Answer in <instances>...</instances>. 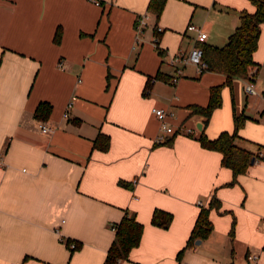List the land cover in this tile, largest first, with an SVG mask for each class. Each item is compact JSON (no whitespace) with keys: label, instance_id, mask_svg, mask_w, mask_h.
Masks as SVG:
<instances>
[{"label":"crops","instance_id":"crops-1","mask_svg":"<svg viewBox=\"0 0 264 264\" xmlns=\"http://www.w3.org/2000/svg\"><path fill=\"white\" fill-rule=\"evenodd\" d=\"M149 1L0 0V264H103L113 225L126 210L144 230L123 264H248L250 252L264 262V158L230 184L233 171L221 152L198 139L203 129L210 138L233 131V89L235 112L247 116L236 141L264 153V124L257 120L264 109V23L254 51L259 93L246 91L247 78L234 77L205 126L190 105H207L211 86L226 75L187 64L172 83L170 59L201 42L190 23L207 33L205 42L222 46L240 11L255 6L166 0L157 17ZM146 11L149 23L138 35L137 19ZM154 25L163 28L159 47ZM42 101L52 104L45 119L35 116ZM156 107L174 113L170 121L179 131L171 143L155 142ZM101 133L110 138L107 149L94 144ZM213 195L221 207L210 211L212 232L178 260ZM156 208L172 212L168 227L152 223Z\"/></svg>","mask_w":264,"mask_h":264},{"label":"trees","instance_id":"trees-1","mask_svg":"<svg viewBox=\"0 0 264 264\" xmlns=\"http://www.w3.org/2000/svg\"><path fill=\"white\" fill-rule=\"evenodd\" d=\"M255 6L254 11L242 9L240 11L239 24L234 32L229 36L228 42L222 46L209 44L205 41L198 42L204 50L203 58L207 65L202 71L210 70L226 75V82L212 85L210 88V98L207 105H190L192 113H199L205 116V126L209 123L216 108L223 102L222 90L224 85L232 88L234 77L248 78L249 71L255 67L257 62L254 59V51L258 47L262 24L264 23V0H251ZM166 0H150L148 8L155 12L159 17L164 9ZM52 110V104L47 101L39 103L35 110V116L40 119L47 118ZM247 116L244 113H234L233 131L223 130L215 138H210L203 129L199 141L202 146L218 150L222 154L221 162L233 171V179L230 184L237 181L239 174L246 173L252 164V158H264L260 152L256 153L236 141L239 129L245 124ZM171 143L168 138L163 143ZM94 144L101 149H107L110 145V138L103 133L99 134ZM261 149V148H260ZM127 184L125 182H121ZM221 201L213 195L207 206H202L186 246L179 251L178 260H181L184 250L191 246L196 239L205 238L213 230V222L210 218L212 208H220ZM170 211L156 208L152 213V223L162 227H168L173 220ZM115 238L108 248L107 255L103 264H117L118 260L128 258L132 248L138 246L142 239L144 225L135 214L125 211L124 216L119 222L113 225ZM70 245V242L68 243ZM80 243L76 242L71 249H77Z\"/></svg>","mask_w":264,"mask_h":264},{"label":"built area","instance_id":"built-area-1","mask_svg":"<svg viewBox=\"0 0 264 264\" xmlns=\"http://www.w3.org/2000/svg\"><path fill=\"white\" fill-rule=\"evenodd\" d=\"M97 5L102 4V0H89ZM150 19V13L148 11L141 13L138 16L137 23H136V31L139 35L140 32L144 30L146 26H148ZM188 30H195L197 32L196 36V41H204L207 37V33L203 31L198 25L190 23L187 27ZM154 30V37H153V43L156 47H159L160 43V33L162 32L163 28L159 25H154L153 27ZM138 40L139 37L137 38ZM204 55V50L201 46L194 45L192 46L188 51H182L179 54L173 55L170 59V63L174 65L175 67V74L170 78L172 83H176L179 78L181 77V74L183 72V67L182 65H187V64H193L195 65L200 71H202L207 63L203 58ZM59 65L63 66V61H59ZM256 71L257 68L256 66L251 68L249 71V76L247 78L246 84H245V89L246 91L256 94L259 93V90L256 87ZM264 92V89H263ZM75 98V96H73ZM73 98L69 102L68 107L70 108L73 105ZM153 111L157 115L158 119L160 120V132L156 137V143H163L165 142L170 135H173L177 132V129L179 131V128L175 127L172 122L170 121V118L173 117L174 113L172 111H168L164 108H154ZM65 117H69V111L67 110L64 113ZM261 116L264 118V109L261 111ZM41 129L43 131L51 130V127L45 123L41 122L40 123ZM186 131L188 133L192 132L191 128H187ZM264 153L260 152V155L262 156ZM76 244L75 243H70L71 247H74ZM247 260L248 264H264L260 260V255L258 253L250 252L247 255ZM117 264H123L121 259L118 260Z\"/></svg>","mask_w":264,"mask_h":264},{"label":"rangeland","instance_id":"rangeland-1","mask_svg":"<svg viewBox=\"0 0 264 264\" xmlns=\"http://www.w3.org/2000/svg\"><path fill=\"white\" fill-rule=\"evenodd\" d=\"M233 96H234V92H233V89H231V106H232V111H233V114L235 113V111H236V105H238L239 106V100L237 101V103L233 100ZM244 99H246L245 98V95H244V97H243ZM248 100H249V103H251V104H253V101H254V96L253 95H251V94H249L248 95ZM256 113V112H255ZM254 113V114H255ZM257 120H258V122L259 123H261V124H264V118L261 116V112L257 115ZM262 146H264V144H262V143H260ZM264 150V149H263ZM125 259V258H124ZM124 259H121L122 260V263L124 262Z\"/></svg>","mask_w":264,"mask_h":264},{"label":"water","instance_id":"water-1","mask_svg":"<svg viewBox=\"0 0 264 264\" xmlns=\"http://www.w3.org/2000/svg\"><path fill=\"white\" fill-rule=\"evenodd\" d=\"M200 126H201V125L199 124V127H200ZM255 159H256L255 157L252 158V161H251L252 164L255 162Z\"/></svg>","mask_w":264,"mask_h":264}]
</instances>
